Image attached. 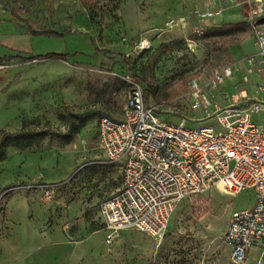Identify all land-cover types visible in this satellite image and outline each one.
I'll return each mask as SVG.
<instances>
[{
  "label": "rangeland",
  "instance_id": "374dc122",
  "mask_svg": "<svg viewBox=\"0 0 264 264\" xmlns=\"http://www.w3.org/2000/svg\"><path fill=\"white\" fill-rule=\"evenodd\" d=\"M94 1L89 10L81 0H0V138L23 125L37 135L30 148L7 144L0 159V264H231L223 235L234 212L255 205L252 190L181 202L161 239L127 230L105 243L98 206L122 178L99 148L98 123L122 119L132 80L167 110L161 120L219 131L188 110L187 84L256 52L250 34L207 35L244 22L248 3ZM241 87L238 78L209 95L222 103ZM260 256L264 264L251 251Z\"/></svg>",
  "mask_w": 264,
  "mask_h": 264
},
{
  "label": "built area",
  "instance_id": "2783aa9c",
  "mask_svg": "<svg viewBox=\"0 0 264 264\" xmlns=\"http://www.w3.org/2000/svg\"><path fill=\"white\" fill-rule=\"evenodd\" d=\"M244 2V22L257 50L242 59V87L222 103L209 95L235 82V65L215 69L204 83L187 84L188 110H200L219 131L188 129L185 118L177 125L161 120L167 110L149 104L142 84L132 80L122 119L99 120V148L122 178L120 189L98 206L107 245L127 230L161 239L178 204L212 189L232 196L252 190L255 205L231 215L223 243L231 264H262V256L254 261L250 255L253 249L264 252V117L252 122L253 115H264V0ZM255 76L261 81L253 84Z\"/></svg>",
  "mask_w": 264,
  "mask_h": 264
},
{
  "label": "trees",
  "instance_id": "16d2710c",
  "mask_svg": "<svg viewBox=\"0 0 264 264\" xmlns=\"http://www.w3.org/2000/svg\"><path fill=\"white\" fill-rule=\"evenodd\" d=\"M82 3L90 10L94 5V0H81ZM15 17H18L17 12H13ZM251 33V28L245 22H239L236 24H225L217 28H212L207 31L208 36H218V37H225V38H233L234 36H243L246 34ZM62 55H51L47 56L45 59H62ZM33 60H37L36 58ZM145 90L146 98H149V95ZM25 125L21 127V130L12 135H4L0 138V159L4 157L5 154V147L7 144H11L19 149H26L34 146L36 144V136L34 133H29L24 130Z\"/></svg>",
  "mask_w": 264,
  "mask_h": 264
},
{
  "label": "crops",
  "instance_id": "0c3cea01",
  "mask_svg": "<svg viewBox=\"0 0 264 264\" xmlns=\"http://www.w3.org/2000/svg\"><path fill=\"white\" fill-rule=\"evenodd\" d=\"M249 34L251 35V33H249ZM249 34H246V35L249 36ZM238 48L241 49V46H238ZM251 54H253V53H251ZM247 55H249V54H247ZM243 57L240 60H234V62L232 64H230V65H235V67L237 68V72H236V74L234 76V78H235L236 81H237L238 78H240V70L244 67V63L242 62ZM260 81H261V79H260L259 76H255L253 78V84L259 83Z\"/></svg>",
  "mask_w": 264,
  "mask_h": 264
}]
</instances>
